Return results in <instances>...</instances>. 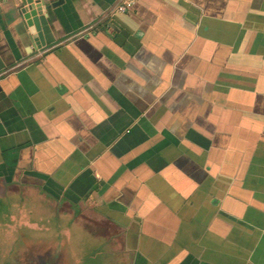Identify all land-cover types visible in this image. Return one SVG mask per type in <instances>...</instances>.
<instances>
[{"label": "crops", "instance_id": "1", "mask_svg": "<svg viewBox=\"0 0 264 264\" xmlns=\"http://www.w3.org/2000/svg\"><path fill=\"white\" fill-rule=\"evenodd\" d=\"M121 2L37 30L0 0V227L70 264H264V0Z\"/></svg>", "mask_w": 264, "mask_h": 264}, {"label": "flooded vegetation", "instance_id": "2", "mask_svg": "<svg viewBox=\"0 0 264 264\" xmlns=\"http://www.w3.org/2000/svg\"><path fill=\"white\" fill-rule=\"evenodd\" d=\"M24 236L26 235L22 238L23 258L20 264H70V259L66 256L67 250L58 248L55 240L53 242L39 241L37 245L30 246Z\"/></svg>", "mask_w": 264, "mask_h": 264}, {"label": "rangeland", "instance_id": "3", "mask_svg": "<svg viewBox=\"0 0 264 264\" xmlns=\"http://www.w3.org/2000/svg\"><path fill=\"white\" fill-rule=\"evenodd\" d=\"M7 221V220H6ZM29 242L30 246L37 245V242L42 241L39 234H28L23 231L9 232L5 225L0 227V264H20L23 258L22 238ZM54 239H52V242ZM58 243V240H55ZM25 252V249H24ZM20 257V258H18Z\"/></svg>", "mask_w": 264, "mask_h": 264}, {"label": "water", "instance_id": "4", "mask_svg": "<svg viewBox=\"0 0 264 264\" xmlns=\"http://www.w3.org/2000/svg\"><path fill=\"white\" fill-rule=\"evenodd\" d=\"M61 0L56 3H50L49 0H21L22 8L21 13L25 19L28 21V26H35L39 30V20L37 16H47V10L51 8H56L60 4ZM140 2V0H139ZM138 2V4H139ZM138 4L132 8L129 12H132ZM128 12V13H129ZM127 14V13H126Z\"/></svg>", "mask_w": 264, "mask_h": 264}, {"label": "built area", "instance_id": "5", "mask_svg": "<svg viewBox=\"0 0 264 264\" xmlns=\"http://www.w3.org/2000/svg\"><path fill=\"white\" fill-rule=\"evenodd\" d=\"M139 0H122L120 5L117 7L116 12L120 14L128 13L132 8L138 4ZM21 66V64L19 65Z\"/></svg>", "mask_w": 264, "mask_h": 264}]
</instances>
